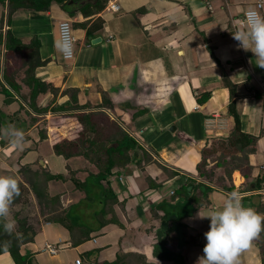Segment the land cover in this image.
<instances>
[{"label": "crops", "instance_id": "1", "mask_svg": "<svg viewBox=\"0 0 264 264\" xmlns=\"http://www.w3.org/2000/svg\"><path fill=\"white\" fill-rule=\"evenodd\" d=\"M257 1L108 0L105 9L91 17L92 21L103 18L102 28L89 39L85 28H75L80 42L75 57L65 60L56 48L59 23L68 18L73 23L87 20L82 13L71 17L53 2L47 11L16 10L9 26V0H0L4 38L10 29L25 44L40 43L31 45L33 55L27 62L24 58L30 49L6 57L3 44L0 53V175L15 176L26 191V197L11 206L16 226L19 211V217L28 215L29 224L36 228L33 241L21 246V254L30 255L34 264H76L78 259L81 264H98L114 260L119 252H139L149 261L165 264L169 261L155 254L165 211L189 212L184 206L194 203L192 213L180 222L170 221L179 224L181 237L175 227L164 228L163 234L169 250L181 254L185 264H197L210 227V218L197 217L199 210L207 213L219 207L227 194L238 191L246 207L264 214V194L251 192V180L264 174V68L232 35L235 21ZM113 2L120 5L119 11L108 10ZM98 37L101 41L93 44ZM32 63L38 65L27 78ZM28 80L42 85L33 103ZM104 97L108 108L97 107ZM232 101L242 130L260 136L256 151L249 153L253 167L249 178L242 169H234L230 176L224 164L218 165L226 152L222 146L234 128L229 113ZM72 105L85 108L55 109ZM137 111L141 115L134 117ZM8 126L23 130L22 148L3 136ZM122 131L137 136L152 159L146 161L142 152L141 165L116 168L101 182L103 189L111 188L116 194L112 214L123 224L101 227L96 212L104 206L100 200L106 195L92 185V193L99 191L95 205L98 199L86 196L77 182L85 185L99 171L93 155L86 154L90 141L118 139ZM62 142L73 143L64 149L67 156L55 150V144ZM211 148L205 154V167L213 169L208 181L198 166L203 150ZM236 172L243 179L239 185ZM199 183L211 187L201 195V204L193 201L197 192L202 194ZM40 185H47L50 196L59 195L58 208L70 209L73 231L62 223L61 213L51 219V210L42 209L33 192ZM191 185L190 195L180 194ZM90 214L93 220L86 223ZM81 227L91 228L90 238L75 245L86 235L79 232ZM262 232L242 252L240 264H264L259 245ZM49 244L57 251H49ZM69 250L76 251L74 256ZM0 264L17 262L9 252H1Z\"/></svg>", "mask_w": 264, "mask_h": 264}, {"label": "trees", "instance_id": "2", "mask_svg": "<svg viewBox=\"0 0 264 264\" xmlns=\"http://www.w3.org/2000/svg\"><path fill=\"white\" fill-rule=\"evenodd\" d=\"M53 2H57L71 17H76L78 13H82L84 17L87 18V20L82 22H75L73 25H76L81 28H85L87 31V37L93 38L94 34L99 31L103 24L104 19L100 16L91 20V17L94 15L101 13L106 5L108 0H9L8 2V25H11V16L12 13L19 9H29L34 11H47L50 9ZM37 40H32L31 43L25 44L22 40L15 37L14 34L10 29H7L6 35L4 38V33L0 31V53L2 51V46L5 44L6 47V57L11 56L12 53H20L25 50H28L27 56L24 58L26 59V62L31 60V56L33 55V50L31 49V45L34 43L36 46L40 45V43ZM37 63L30 64L28 70H27V78L30 77V75H34L35 69L37 67ZM28 83L32 86L31 91V100L33 103V100H35V97L37 94L41 91L42 85L41 83L37 84V86H34L30 80H28ZM10 85L17 91H19V88L12 83ZM33 106V104H30ZM97 107H107L105 104V97L103 99V102L97 105ZM33 108V107H32ZM84 106H70L69 108L66 106H61L58 108H55L56 110H67V109H84ZM108 108V107H107ZM229 113L234 118V128L231 131V134L228 137V140L222 146V148L225 149V153L223 155L222 162L219 164H224V168L226 172L231 176L234 169H242L243 175L247 178H249L250 172L252 170V166L249 163V153L255 152L257 148V142L259 140V135H253L251 133L244 132L241 127V117L238 111L236 110L235 102L232 101L229 106ZM138 115H141L139 111L134 113V117H137ZM123 135L121 138L113 139L109 141H100L96 142L94 140H91V146L90 144L87 146V149L89 152H86L87 156L93 155V159L96 162V164L99 167V171L97 174L93 176V179L89 181V179L86 181L85 185H82L80 182H77V185L80 188L85 189L87 195H92V185H95L97 189H101L102 193L105 194L104 199V206L96 212V216L101 222V227L105 226L109 223H116L120 226L123 224L115 217L114 214H112V209L114 203H116L117 196L116 194L111 190V188H105L103 189L101 182L103 180H107L111 175H113L114 170L116 168H125L130 163H136L140 164L142 163V156L141 153H144V158L146 161H150L152 158L150 156L149 151L144 148V146L138 141L137 136L129 135L127 132L122 131ZM73 145V143L69 142H62L60 144H55V150L58 153L64 154L65 156L69 155L67 151H64L65 148L70 147V145ZM214 148L210 149H204L203 150V159L199 163L198 169L200 172V175L208 181H211V171L213 169H207L206 166V158L207 156L205 154H210ZM66 150V149H65ZM235 151H240L241 155L236 156L233 155ZM246 167V168H245ZM254 184V189H261L264 188V174L262 176H258L257 178H254L251 180ZM77 186V187H78ZM92 187V188H91ZM193 185L184 188V192H186L188 195H190V188H192ZM201 189L202 194H199L197 192V195H194L193 201H199L198 203H202L199 199H201V195H206L208 191H210L211 187L208 186L205 183H199L198 186ZM231 187H234L233 185ZM20 195L14 199L13 203H16L18 198L26 197V191L20 185ZM95 189V187H94ZM33 192L35 193L37 199L39 202H41L42 209L44 211L45 208L50 211L52 216L51 219H55L57 217L58 213H61V217H63L62 223L67 227L70 231H73L75 229L74 225L70 221V217H68L69 210L65 209L62 210L61 208H58L57 202L59 200V195H52L50 196L48 194V187L47 185H40V186H34ZM47 194L49 196H47ZM25 200H22L24 202ZM188 208L190 211H182V212H171L165 211L162 227L160 229L159 233V242L155 246V254L164 261H169L165 264H185V261L183 259V256L181 254H177L176 252H172L168 249V239L167 235L163 234L164 228L171 231L173 230L175 225H171L170 221L173 219V221H180L186 214L192 213L195 209V207L191 204H188ZM45 207V208H44ZM63 213V214H62ZM18 216V225L16 227V233H14L12 236L7 235L3 232L2 227H0V253L1 252H9L17 262V264H34L33 258L28 254H21V246L23 244L32 242L34 239V234L36 233V228H34L31 224H29V218L28 215L24 217H19L20 212H17ZM58 222V221H57ZM179 225V224H178ZM167 230V233H168ZM91 228H85L81 227L79 228V232H85V237L81 240H76L73 243L75 245H78L81 243L82 240H88L90 238ZM77 232V231H76ZM74 232V234L76 233ZM261 241H259V245L261 246L263 252H264V232L261 234ZM19 237V238H17ZM8 242V243H6ZM205 245H203L204 247ZM99 264H163V263H156L149 261L147 256L143 253L139 252H119L117 253V256L112 261H103Z\"/></svg>", "mask_w": 264, "mask_h": 264}, {"label": "clouds", "instance_id": "3", "mask_svg": "<svg viewBox=\"0 0 264 264\" xmlns=\"http://www.w3.org/2000/svg\"><path fill=\"white\" fill-rule=\"evenodd\" d=\"M244 16L243 28L234 24L236 30L232 33L233 38L239 42V47L254 54L257 66L264 68V14L249 10ZM64 27L68 29L67 25ZM56 48L63 56L70 57L73 42L64 35L56 41ZM2 133L14 147H23L25 135L22 129L8 126ZM19 195L20 186L15 176L0 175V227L9 236L16 233L17 226L11 214V206ZM197 217L210 218L209 230L204 233V254L199 257L197 264H240L242 252L249 249L252 241L264 231V214L246 207L238 191L227 194L219 207L207 213L199 210Z\"/></svg>", "mask_w": 264, "mask_h": 264}, {"label": "built area", "instance_id": "4", "mask_svg": "<svg viewBox=\"0 0 264 264\" xmlns=\"http://www.w3.org/2000/svg\"><path fill=\"white\" fill-rule=\"evenodd\" d=\"M263 3H264L263 0H258L256 2V7L246 10V12L249 11V10H256V11H259L261 13V9L263 8ZM108 10H110V11H119L120 10V5L118 3H116V2L110 3L109 6H108ZM244 19H245V16H243L239 20L235 21L234 24H238V25L241 26V28H243L244 27V25H243ZM65 25L68 26V29L67 30L64 27ZM64 35H67L71 39V41L73 42V52H72V55L70 57H65L63 55H62V57L65 60H71V59H73L75 57V54H76V43L78 41V38L76 37V35L74 33L73 21H72L71 18L64 19V20H62L59 23V36H60V38L62 36H64ZM263 168H264V166H263ZM251 192L264 194V188H261V189H253V190H251ZM172 193H174V191H172ZM47 249L49 251H51V252H56L57 251V248H55L51 244H49L47 246ZM76 264H81V260H79V259L76 260Z\"/></svg>", "mask_w": 264, "mask_h": 264}, {"label": "rangeland", "instance_id": "5", "mask_svg": "<svg viewBox=\"0 0 264 264\" xmlns=\"http://www.w3.org/2000/svg\"><path fill=\"white\" fill-rule=\"evenodd\" d=\"M68 14V13H67ZM75 28L77 29L78 28V26H76V25H73V29H74V33L77 35V32H76V30H75ZM79 42L80 41H78L77 43H76V46H78V44H79ZM236 184V183H235ZM98 190H94L93 191V193H92V195H91V198L92 197H96L97 199H98V202L96 203H94L95 205H97V204H99V195H98V192H97ZM180 194L181 195H184V191L183 190H181L180 191ZM180 194H178L177 193V195H176V197H178V195H180ZM94 201V200H93ZM97 201V200H96ZM102 201V199L100 200V203H101V205H102V203H103V201ZM88 203V202H87ZM92 205V204H91ZM191 205H193L194 206V203H191ZM188 206L189 205H185L184 207L185 208H188ZM195 207V206H194ZM178 210V209H177ZM183 211V209L182 210H180L179 212H182ZM93 220V215L92 214H90L89 216H88V218H87V220H86V223H91V221ZM180 222V221H179ZM175 228L177 229V230H179V231H177L178 232V234L176 235L177 237H178V239H179V236H180V234H182V231L180 230L181 228L179 227V225H177V226H175ZM181 237V236H180ZM158 239H159V235H158ZM90 246H92V245H90ZM76 253V251H70L69 250V254L70 255H73L74 256V254ZM99 264V263H98Z\"/></svg>", "mask_w": 264, "mask_h": 264}, {"label": "bare ground", "instance_id": "6", "mask_svg": "<svg viewBox=\"0 0 264 264\" xmlns=\"http://www.w3.org/2000/svg\"><path fill=\"white\" fill-rule=\"evenodd\" d=\"M235 182L238 185L243 182L242 176H241V174L239 172H236L235 173Z\"/></svg>", "mask_w": 264, "mask_h": 264}, {"label": "water", "instance_id": "7", "mask_svg": "<svg viewBox=\"0 0 264 264\" xmlns=\"http://www.w3.org/2000/svg\"><path fill=\"white\" fill-rule=\"evenodd\" d=\"M99 41H101V38L100 37L93 39L92 40V43L95 44V43H97Z\"/></svg>", "mask_w": 264, "mask_h": 264}]
</instances>
